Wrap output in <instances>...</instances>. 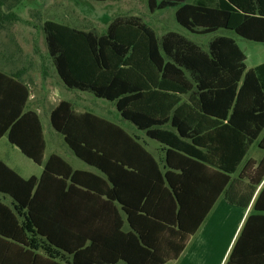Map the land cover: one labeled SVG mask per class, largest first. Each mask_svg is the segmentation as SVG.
<instances>
[{"label": "trees", "instance_id": "obj_1", "mask_svg": "<svg viewBox=\"0 0 264 264\" xmlns=\"http://www.w3.org/2000/svg\"><path fill=\"white\" fill-rule=\"evenodd\" d=\"M171 6L192 33L264 42V0H148L151 11ZM43 32L62 82L113 102L161 143L165 170L120 125L65 99L50 125L95 171L44 158L29 88L0 70V138L42 167L23 177L0 158V193L11 199L0 201V264H62L63 253L67 264H168L219 198L246 208L262 182L226 264H264V61L247 68L228 35L207 49L175 31L158 38L133 15L100 34L50 19ZM253 145L259 159L248 156Z\"/></svg>", "mask_w": 264, "mask_h": 264}, {"label": "rangeland", "instance_id": "obj_2", "mask_svg": "<svg viewBox=\"0 0 264 264\" xmlns=\"http://www.w3.org/2000/svg\"><path fill=\"white\" fill-rule=\"evenodd\" d=\"M175 10L176 7L171 6L151 11L148 0H0V70L20 75L30 94H33L29 107L40 117L47 143L45 157L53 151L73 168L92 170V167L73 154L62 136L50 125L49 112L61 99L71 102L77 111L87 110L119 124L146 149L153 151V148L163 147L130 121L123 119L113 102L98 98L89 91L69 88L62 82L47 53L43 32L46 20H55L100 34L105 32L116 16L133 15L153 28L158 38L167 31H175L207 49L214 36L228 35L243 50L247 68L264 61V42L243 38L223 28L207 34L192 33L176 21ZM248 156L260 158V150L253 145ZM0 158L23 176L38 175L40 172L39 166L16 146L9 144L6 137L0 139ZM8 199L0 193V201L9 204ZM42 251L45 250L42 248ZM55 260L62 262L60 258Z\"/></svg>", "mask_w": 264, "mask_h": 264}, {"label": "crops", "instance_id": "obj_3", "mask_svg": "<svg viewBox=\"0 0 264 264\" xmlns=\"http://www.w3.org/2000/svg\"><path fill=\"white\" fill-rule=\"evenodd\" d=\"M32 96L33 94L31 93L29 95V99L27 102L28 108H30L29 100L33 98ZM3 137L6 136H2L0 139H2ZM46 146L47 143L45 140V150H46ZM146 150L149 151L157 160L160 169L165 170L164 167L165 148L164 147H161L159 149L153 148L152 149L153 151L149 149ZM51 153L54 152L53 151L50 152L48 156ZM260 155H262L261 151H260ZM48 156L45 157V151H44V158H47ZM252 158L259 159V157L257 158L253 156ZM41 170L42 167L39 166V171H40L39 174L41 173ZM84 170H91V169H84ZM91 171H95V170L92 168ZM29 176H23V177H29ZM262 183L255 190L253 197L246 208H241L237 205L230 204L224 198H219L215 203L214 208H212V210L208 213V215L200 225L199 229L195 232L194 235H191L189 237L184 250L181 252V254H179L178 258L175 261L169 262L168 264H226L230 258L233 247L245 226L246 218L250 213L253 212V209L251 207L252 202L255 199ZM8 200L10 204L11 199L9 198ZM252 230L254 229H251L250 231L246 227L245 229L246 235L249 236L250 234L257 233L256 230L255 232ZM36 253L46 257V254H44L40 250H37ZM60 259L62 260V262L58 260L56 261L62 264L68 263L67 262L68 256L66 254L62 255ZM115 264H125V263L123 261H119Z\"/></svg>", "mask_w": 264, "mask_h": 264}]
</instances>
